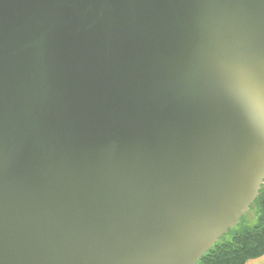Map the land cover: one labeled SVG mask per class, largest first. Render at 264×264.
Returning a JSON list of instances; mask_svg holds the SVG:
<instances>
[{
  "label": "water",
  "instance_id": "95a60500",
  "mask_svg": "<svg viewBox=\"0 0 264 264\" xmlns=\"http://www.w3.org/2000/svg\"><path fill=\"white\" fill-rule=\"evenodd\" d=\"M264 183V0H0V264H196Z\"/></svg>",
  "mask_w": 264,
  "mask_h": 264
},
{
  "label": "trees",
  "instance_id": "16d2710c",
  "mask_svg": "<svg viewBox=\"0 0 264 264\" xmlns=\"http://www.w3.org/2000/svg\"><path fill=\"white\" fill-rule=\"evenodd\" d=\"M249 210L256 222H246L244 215L196 264H247L264 255V183Z\"/></svg>",
  "mask_w": 264,
  "mask_h": 264
},
{
  "label": "rangeland",
  "instance_id": "374dc122",
  "mask_svg": "<svg viewBox=\"0 0 264 264\" xmlns=\"http://www.w3.org/2000/svg\"><path fill=\"white\" fill-rule=\"evenodd\" d=\"M255 212L253 210H249L245 215V221L250 222V223H255L256 222V216L254 214Z\"/></svg>",
  "mask_w": 264,
  "mask_h": 264
},
{
  "label": "crops",
  "instance_id": "0c3cea01",
  "mask_svg": "<svg viewBox=\"0 0 264 264\" xmlns=\"http://www.w3.org/2000/svg\"><path fill=\"white\" fill-rule=\"evenodd\" d=\"M247 264H264V255L258 259L247 262Z\"/></svg>",
  "mask_w": 264,
  "mask_h": 264
}]
</instances>
